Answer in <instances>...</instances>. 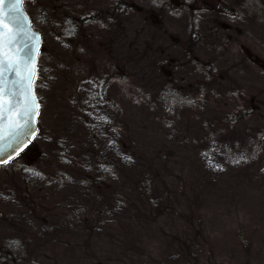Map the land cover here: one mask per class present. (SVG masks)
Wrapping results in <instances>:
<instances>
[{
    "label": "rangeland",
    "instance_id": "1",
    "mask_svg": "<svg viewBox=\"0 0 264 264\" xmlns=\"http://www.w3.org/2000/svg\"><path fill=\"white\" fill-rule=\"evenodd\" d=\"M221 1L235 14L24 1L39 130L0 165V246L24 264H264V0Z\"/></svg>",
    "mask_w": 264,
    "mask_h": 264
},
{
    "label": "snow or ice",
    "instance_id": "2",
    "mask_svg": "<svg viewBox=\"0 0 264 264\" xmlns=\"http://www.w3.org/2000/svg\"><path fill=\"white\" fill-rule=\"evenodd\" d=\"M20 2L16 0L5 12V0H0V121H7L9 131L23 127L19 119L28 123L39 108L33 90L34 56L31 49L19 47V38L27 36L18 9ZM10 23L15 25L14 29ZM6 77L14 79L8 81Z\"/></svg>",
    "mask_w": 264,
    "mask_h": 264
},
{
    "label": "water",
    "instance_id": "3",
    "mask_svg": "<svg viewBox=\"0 0 264 264\" xmlns=\"http://www.w3.org/2000/svg\"><path fill=\"white\" fill-rule=\"evenodd\" d=\"M23 0L18 5L19 12L22 16V20L24 23V31L27 33V36H21L19 39L21 41V44L19 47H24L25 51H28L31 49V54L34 56L35 61V79L33 82V90L34 94L37 100V103L39 104V100L37 99V94L35 92V81L38 73V55L41 48V42H42V36L41 33L37 30H35L30 21V17L26 10L23 7V4H21ZM16 0H5V12L8 11V8L15 4ZM13 29L15 28L14 24L9 25ZM28 37H31V39H28ZM8 81H11L14 79V77H6ZM40 110V104L39 108L37 109V114L34 115L28 123L25 124L23 119H19V122L23 127H20L18 129H12L11 131L7 128V121H0V165L6 164V162L10 161L14 157L20 154V152H23L26 148H28L32 141L34 140V137L37 134V130H39L38 122H37V116Z\"/></svg>",
    "mask_w": 264,
    "mask_h": 264
},
{
    "label": "trees",
    "instance_id": "4",
    "mask_svg": "<svg viewBox=\"0 0 264 264\" xmlns=\"http://www.w3.org/2000/svg\"><path fill=\"white\" fill-rule=\"evenodd\" d=\"M261 135H263V133ZM112 149L110 152H106L105 154L112 155L113 151L115 152V148L112 147ZM19 248L20 247L14 243H5L0 246V264H18V262L19 264H24V260L21 259L22 254ZM210 261H212V258Z\"/></svg>",
    "mask_w": 264,
    "mask_h": 264
},
{
    "label": "flooded vegetation",
    "instance_id": "5",
    "mask_svg": "<svg viewBox=\"0 0 264 264\" xmlns=\"http://www.w3.org/2000/svg\"><path fill=\"white\" fill-rule=\"evenodd\" d=\"M216 1V3L218 4V8L220 7V9H221V11L219 10V15L218 16H225V17H228L229 15H233V14H235L234 12H232V11H228V12H225V11H223V6L221 5V4H223L222 3V1L221 0H215ZM205 2V4H206V2H208V1H204ZM205 10V9H204ZM204 10H202V11H204ZM224 12V13H223ZM217 13V12H216ZM231 15V16H232ZM217 18H216V16H214V20H216Z\"/></svg>",
    "mask_w": 264,
    "mask_h": 264
},
{
    "label": "bare ground",
    "instance_id": "6",
    "mask_svg": "<svg viewBox=\"0 0 264 264\" xmlns=\"http://www.w3.org/2000/svg\"><path fill=\"white\" fill-rule=\"evenodd\" d=\"M38 115H39V113H38ZM37 119H38V116H37ZM37 119H36V120H37ZM37 122H38V120H37Z\"/></svg>",
    "mask_w": 264,
    "mask_h": 264
}]
</instances>
